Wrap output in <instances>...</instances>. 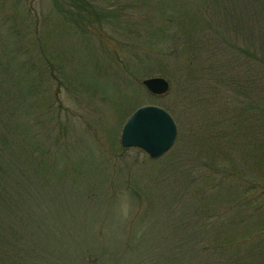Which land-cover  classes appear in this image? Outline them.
Here are the masks:
<instances>
[{
	"label": "rangeland",
	"instance_id": "obj_1",
	"mask_svg": "<svg viewBox=\"0 0 264 264\" xmlns=\"http://www.w3.org/2000/svg\"><path fill=\"white\" fill-rule=\"evenodd\" d=\"M147 1L88 0L109 14L77 28L58 15L55 0H0V111L11 110V128L29 152L34 148L37 156L44 148L47 157H58L54 170L44 172L29 159L26 168L8 160L7 190L16 202L10 214L22 238L13 257L20 264H196L192 240L199 239L198 248L206 244L196 230L209 223L199 221L193 208L211 193L181 192L179 164L172 159L178 151L176 115L165 109H173L179 91L178 74H170L183 62V40L175 20L163 15L156 0ZM166 1L190 18L188 30H206V52L219 45L238 62L232 56L255 55L264 40V0ZM156 47L159 58L151 53ZM43 59L50 73L42 70ZM28 62L43 75L34 93L12 83ZM83 66L95 84L81 74ZM154 77L168 82L165 94L151 95L143 86ZM148 105L164 109L177 129L172 147L155 160L120 144L126 120ZM215 105L206 103L208 111ZM185 107L181 102L178 109ZM228 228L237 232L242 226L221 227ZM248 246L236 250L240 264L257 262ZM11 254H2L0 263ZM220 257L209 262L223 264Z\"/></svg>",
	"mask_w": 264,
	"mask_h": 264
},
{
	"label": "trees",
	"instance_id": "obj_2",
	"mask_svg": "<svg viewBox=\"0 0 264 264\" xmlns=\"http://www.w3.org/2000/svg\"><path fill=\"white\" fill-rule=\"evenodd\" d=\"M55 2L59 4L58 15L77 28L86 22L100 23L109 14L107 8L101 9L96 3L92 6L88 0ZM154 3L163 9V15H170L169 18L175 20L178 37L183 40V62L170 74L171 79L177 74L180 78L179 91L172 102L174 110L164 107L176 115L178 151L172 159L179 164L181 192L185 196L189 192L198 196L204 190L211 193V197L198 198V203H202L193 208L197 219L208 221L209 226L200 225L205 231L196 230L208 239H201L206 244L200 243L199 248L195 243L199 239L192 240V262L215 264L209 262L210 257L220 255L223 264H240L236 250L250 248V245L255 250L253 257H257V262L252 264H264V59L258 53H264V40L258 41L255 55L232 56L238 59L234 62L219 45L206 52L209 44L207 35H204L206 30L195 33L188 30L186 23L190 18L183 15L186 14L181 12L183 10L180 11L183 14L177 13L166 0ZM11 29L14 33V27ZM260 37L264 38L263 32ZM40 49H43L42 45ZM156 50L151 53L155 51L158 57L160 48L156 47ZM221 53L228 57V61L223 60ZM170 56L176 58L178 55L171 50ZM43 61L45 68L42 70L50 73V62ZM25 69L21 75L13 77V85H21L26 93L39 91L42 73L33 68L32 62H28ZM86 69L83 66L81 74L95 84L94 77ZM1 83L3 85L4 80ZM212 96L218 99H212ZM223 97L224 105L221 104ZM209 100L216 104L214 111H208L206 107ZM181 102L186 107L178 109ZM10 111H0V256L7 255L10 249L12 254L11 260L0 264H20L13 257V251L22 241L12 221L16 216L10 214L16 202L7 190L8 175L5 174L11 165L8 160L24 166L25 163L28 165L26 160L29 159L38 172L52 171L58 162V157H47L48 151L44 148L37 156L32 154L34 148L30 152L27 150L21 143L23 140L11 128ZM15 147L16 150L12 149ZM174 150L167 154L168 158L175 155L171 153ZM236 224L242 226L237 232L221 229L222 226L233 228Z\"/></svg>",
	"mask_w": 264,
	"mask_h": 264
},
{
	"label": "water",
	"instance_id": "obj_3",
	"mask_svg": "<svg viewBox=\"0 0 264 264\" xmlns=\"http://www.w3.org/2000/svg\"><path fill=\"white\" fill-rule=\"evenodd\" d=\"M151 95H163L168 91V82L162 78H149L142 82ZM177 134L176 124L162 108L154 105L137 109L124 123L121 147L138 148L150 159H157L173 145Z\"/></svg>",
	"mask_w": 264,
	"mask_h": 264
}]
</instances>
